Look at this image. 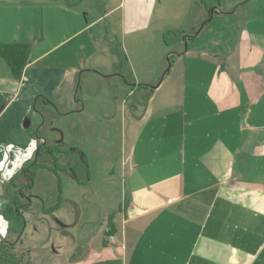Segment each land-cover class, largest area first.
Wrapping results in <instances>:
<instances>
[{
  "label": "crops",
  "instance_id": "1",
  "mask_svg": "<svg viewBox=\"0 0 264 264\" xmlns=\"http://www.w3.org/2000/svg\"><path fill=\"white\" fill-rule=\"evenodd\" d=\"M174 3L177 10L169 8ZM249 4L0 0V48L45 49L16 66L0 57V243L32 264L23 233L54 231L57 224L46 219L61 210L59 183L70 179L86 187L90 167L104 163L109 184L120 177L122 204L86 237V243L99 238L95 246L58 264H264V4L258 11ZM39 9L74 17L79 11L85 23L51 47L45 34L34 42L27 23L15 27L24 38L16 32L5 37L4 29L15 33L1 24L3 12L30 18ZM169 19L174 28L166 26ZM171 29L196 34L168 36L167 47L163 34ZM78 33L84 41L71 49L79 58L48 63V52ZM149 40L154 45L145 53ZM82 79L94 88L78 99ZM66 135L72 139L60 145ZM42 145L64 162L63 170H72L56 163L46 168L44 149L34 160ZM67 146L85 168L83 180L74 174ZM44 174L57 195L35 209V186ZM57 199V210L46 212ZM109 217L114 233L103 244ZM77 221L81 227L96 223L81 212ZM59 225L68 226L62 218Z\"/></svg>",
  "mask_w": 264,
  "mask_h": 264
},
{
  "label": "rangeland",
  "instance_id": "2",
  "mask_svg": "<svg viewBox=\"0 0 264 264\" xmlns=\"http://www.w3.org/2000/svg\"><path fill=\"white\" fill-rule=\"evenodd\" d=\"M226 1V4L229 2H234L235 0H224ZM244 0H241L243 3ZM237 2V1H236ZM113 2H110L109 4H112ZM264 4V0H250V4L253 10L258 11L261 8V5ZM26 4L22 2L20 4L21 7H24ZM177 5V7L175 6ZM173 6V7H172ZM172 6H169L170 9L177 10L178 3H174ZM175 6V7H174ZM81 7H84V3L81 4ZM102 7L99 9H96L93 13L90 11V16L92 14H95L98 12V10H101ZM24 11V10H23ZM49 13V12H47ZM46 10H41L39 11H33L32 14H30V18L26 16V13L24 15L18 16V14H6L5 12L2 13L1 15V24L4 25L7 29L11 30L12 32H16L15 27L19 26L20 28L23 27L24 23H27V27H31L30 29H34L35 31V36H33V41L37 42L39 37L41 35L45 34L48 37V41L50 42V46L56 44L60 37L63 34H69L71 33L72 29L78 27V26H83L85 23V19L83 16V13L79 12V15L74 17L69 14L65 15H58L55 13H49L47 14ZM44 16V18H41ZM31 19V22L28 20ZM43 19V20H42ZM106 23L103 22L99 26L95 27L94 29H98L101 26H104ZM80 24V25H79ZM166 26L168 28H174L175 21L173 19H169L166 22ZM107 26V25H106ZM173 26V27H172ZM1 27V26H0ZM4 35L6 38H10L11 36H15L17 33V36L19 38H24L25 35L21 34L19 32H16L14 35L11 33H6V29H4ZM8 30V31H9ZM23 30V29H22ZM175 29H171L169 32L171 34L169 37L172 35H177L178 37H183L184 34L179 33V31H174ZM7 31V32H8ZM95 31V30H94ZM22 32V31H21ZM81 33L76 34L74 37L79 36ZM188 35H191L193 37L196 33H187ZM42 35V36H43ZM85 34L77 37L74 42L68 43L69 41H66V45H59L55 49L51 50L48 52L49 58H48V63L56 60H61L68 64L71 60L73 61L74 57V51L71 49V47L78 41H84ZM148 43L146 44L147 48L145 50V53H148V50L151 49V45H154L152 40L147 41ZM24 45V44H23ZM34 48V45L30 46H21L19 44H12V45H7L4 44L2 48H0V57L3 60L8 59L12 66H16V64L23 60L26 59L27 61L34 59L38 54H40L42 51L45 49H41V47ZM166 50V51H165ZM163 51L164 52V60H163V65H164V70L163 73L166 72L168 63L166 61V56L168 49L167 47L163 46ZM79 56H84L87 54V50L85 52H78ZM79 58V57H78ZM169 59V57H168ZM85 77V76H84ZM76 86H79L78 93L77 89H75V95H77V98H84V93L87 92V89H93L94 85L91 83H87L82 79V81H77ZM44 127L41 128L40 130V135L39 136H44ZM50 129V128H49ZM47 129L48 134H51L52 131ZM46 138V137H45ZM61 139V137H60ZM68 139H72V137L66 135V138L60 143L63 144V142H69ZM71 142H73L71 140ZM87 144H90V141H87ZM66 147V146H64ZM68 147V146H67ZM62 148V147H61ZM65 149V148H63ZM72 147H68V161L73 164L74 167V162L76 166L74 167V174L78 176V179H84V172L85 168L83 167V164H80V159L79 156L74 155L70 153V150ZM47 162L50 166H53V163L55 162L56 164L60 165L58 167L60 170H63V165L64 162L57 158L52 159L48 158ZM104 163H96L95 166L93 164L91 168V173H92V181L89 185L86 187L81 186V185H76L72 180H63L62 183H59L60 186V191L61 195H64V200L62 202V207L57 215H52L48 219H46V222L52 221L53 223L57 224L56 227L54 228L55 230L50 232V230L47 228L46 232L41 231V233H34L33 237H29L32 235L31 233L26 230L23 233L22 239L23 240V246H25L26 251L28 250L30 252V256L32 258V264H58L61 263L62 261L69 260L70 257L75 254L76 252L78 253L84 250V246L86 245L87 247L95 246V244L98 242V239L95 241L93 240L90 243H86V240L88 236L94 234L95 232L98 231L100 224L104 220H106L107 215L111 212L116 210L119 204H122V197L120 195L121 191V185H120V177L118 176L119 172L117 173V177L115 178L112 183H108V175L105 172L103 166ZM72 166V165H71ZM41 168H45L44 166H41ZM64 170H69L71 171L72 168L67 166L64 167ZM63 170V171H64ZM47 174H44L42 178L40 179V182L36 184L35 186V194L39 196V202H35L33 200V206L39 207L40 206V200L42 199L44 202L46 201V204L52 200L55 201L56 195H57V186L56 184H50V176H45ZM50 179V181H49ZM54 182H56L54 180ZM66 183V184H65ZM50 184V185H47ZM119 193V195H118ZM36 204V205H35ZM81 212V215L84 219H88L90 217L96 219V223L94 225H88L87 227H81L79 224H77V218L79 217V213ZM33 220H36L38 215H35L32 217ZM62 218V223L63 224H68L66 228H61L59 225V219ZM25 224H23L22 221V230L24 228ZM36 228V227H35ZM106 232V231H105ZM104 232V233H105ZM103 233V237H104ZM87 237V238H86ZM59 248V250H58ZM21 256L18 254V257ZM27 258H24L23 262L26 261Z\"/></svg>",
  "mask_w": 264,
  "mask_h": 264
},
{
  "label": "trees",
  "instance_id": "3",
  "mask_svg": "<svg viewBox=\"0 0 264 264\" xmlns=\"http://www.w3.org/2000/svg\"><path fill=\"white\" fill-rule=\"evenodd\" d=\"M171 34V32L165 33L163 34V42L164 44L168 47L170 46V44H168L167 38L168 36ZM184 34L182 38H192L191 35H188L187 33H181ZM170 60V57H169ZM171 64V60L169 62V65ZM140 87H144V85H139ZM76 150V149H73ZM31 182V178L30 181ZM59 198V197H58ZM58 201L59 199H57V204L54 205L53 207H51L48 211L46 212H53L55 210H57L58 208ZM15 204V203H13ZM114 233V227L112 224V217H109L108 221H107V231L104 233V241L103 244L106 243V240L113 236ZM12 249V245H7L5 243H0V264H28L26 261L23 262L24 258L22 256L17 257V255H15L14 253L11 252Z\"/></svg>",
  "mask_w": 264,
  "mask_h": 264
},
{
  "label": "flooded vegetation",
  "instance_id": "4",
  "mask_svg": "<svg viewBox=\"0 0 264 264\" xmlns=\"http://www.w3.org/2000/svg\"><path fill=\"white\" fill-rule=\"evenodd\" d=\"M55 146H57V145H55ZM42 149H44L43 151L46 152V153L49 155V158H52V159H53V152H52L50 149L46 148L44 145H42V146L36 151L35 156H34V158H35L34 160H36V157H37L38 153L41 152ZM36 165H37V164H36ZM54 165H56L55 162L53 163V166H50V165L48 166V165H47L46 168H48V169H49L50 167L53 168ZM36 169H38V167H37ZM43 169H45V168H43ZM31 179H32V178H31ZM31 182H33V181L31 180ZM27 200H29L28 197H27Z\"/></svg>",
  "mask_w": 264,
  "mask_h": 264
},
{
  "label": "built area",
  "instance_id": "5",
  "mask_svg": "<svg viewBox=\"0 0 264 264\" xmlns=\"http://www.w3.org/2000/svg\"><path fill=\"white\" fill-rule=\"evenodd\" d=\"M107 231V230H106ZM108 239H112V236L111 237H109Z\"/></svg>",
  "mask_w": 264,
  "mask_h": 264
},
{
  "label": "water",
  "instance_id": "6",
  "mask_svg": "<svg viewBox=\"0 0 264 264\" xmlns=\"http://www.w3.org/2000/svg\"><path fill=\"white\" fill-rule=\"evenodd\" d=\"M35 159V158H34Z\"/></svg>",
  "mask_w": 264,
  "mask_h": 264
}]
</instances>
